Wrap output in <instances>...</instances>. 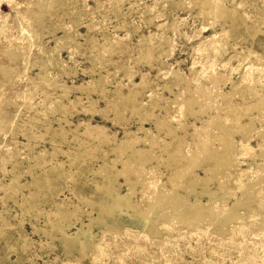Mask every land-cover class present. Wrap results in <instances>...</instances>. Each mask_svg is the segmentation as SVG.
Wrapping results in <instances>:
<instances>
[{
    "label": "bare ground",
    "instance_id": "6f19581e",
    "mask_svg": "<svg viewBox=\"0 0 264 264\" xmlns=\"http://www.w3.org/2000/svg\"><path fill=\"white\" fill-rule=\"evenodd\" d=\"M4 1L12 2V0H0V4L1 2ZM161 1L162 0H155L154 4L150 5V4H145L144 0H135L131 4L139 6V8L137 9H140V14L152 15L154 11H157L158 13L161 12L160 11ZM25 2L24 5L28 4L26 7L28 9L25 12L27 13L26 15L28 18H25L27 20L25 21L23 20L21 23L20 22L17 23L18 27H20L18 38L19 40L21 39L25 41L24 43L27 44L25 45V47H23L24 50L27 49L28 47L29 49L32 50L35 49L37 52V53L32 51L30 52V55L33 56V60L31 61V66L35 64L37 61H41L43 68L46 67L47 64L52 62L56 64L59 68H61V73L66 74L67 76L72 75L73 71L70 72L67 71V69H65L66 67V66L64 67L65 62L60 58L59 53L64 48L66 49L68 48L69 50L76 52L80 50L81 43L78 42L77 39L79 36H83V33L79 31L70 32V29L67 28L65 29V33L63 35L54 36V40H56L55 45L46 48L44 45H42V41H41L42 35L38 31H36L37 30L36 28L31 26L29 21H32L34 17H36V15L38 16V14L40 13L41 16L38 18L40 19L38 20L39 22L38 26L40 29L41 28L43 29L42 27L43 20L41 18L45 13L48 12L52 13L53 11H56V9L58 8H62V9L64 8L66 11L67 10L70 11L73 10L75 6H76L75 11H78L80 9L77 8L76 0H25ZM224 2L225 0H180V1H174L173 4L190 5L192 3L193 5L199 8L200 12L199 13L197 12L198 15L203 14L206 15V17L207 15L209 16L214 15L215 17L217 15V17L220 20H223L225 21V23L226 22L228 23V25L225 24V26L227 27L221 25V30H217L213 34H210L204 38L202 37L201 41L199 42V44L203 46L201 48V55L204 54L207 55V53L210 54V56H215L216 54L220 55L224 52L222 47V43L224 40H227L228 38H235L239 41H242L247 39L248 37H251V39L255 40V37L259 32L260 34H262V37H260L261 39L259 38L258 42L260 43L262 48H261V52H257L255 56L257 57L256 58L257 60L259 59L258 62L264 64V30L261 29L262 28L261 26H264V11L261 10L262 14H260V16L258 17L256 16V19L247 20L244 18L243 14L239 13V11L234 7L233 2L229 6L225 5ZM122 3L123 0H116L115 4L110 9L113 15L121 22V24L116 23L113 26V28L114 31L123 28H128L130 30L129 33L131 34V32H133L134 30L136 29L138 30V27L128 26V23L125 18L127 13H124L123 10H121ZM33 6L37 8V14H32V12H30L31 7ZM84 11L85 10H83V13ZM161 15L165 16V14L163 13H161ZM9 16H11V14ZM105 16L106 15H104V17ZM6 17H8L7 14ZM215 17L213 19H215ZM77 19L75 20L73 19L72 21L75 22ZM5 20L7 19L5 18ZM248 21H250L251 23L248 24ZM61 22L63 23V21ZM169 22L168 24L169 26L172 27L171 29L174 32L175 31L177 32V30L178 32L180 31L178 28H179V24L183 23L182 19L177 20L173 18L171 19V23ZM214 22H216V20ZM165 23L166 22L162 24ZM22 24L24 25L22 26ZM89 25L90 24L86 26ZM158 26L161 25L159 24ZM8 27L10 26L9 23H7L6 21L0 22V34L5 33V30L8 29ZM54 27H55L54 23H52L49 26L50 29H53ZM131 29L133 31H131ZM166 29L164 30L166 31ZM152 34L148 36L146 35L139 36V38L137 39L138 49L140 50L139 52H141L142 55L145 56V58H148L149 61L151 60V58L149 59L151 54L150 51L152 50L153 47H156L157 50L158 48L159 50H161V55L164 54L168 57L167 54H171L173 51L170 46V44H173V42L171 43L172 41L171 37L173 34L171 35V37L166 36V38H164L165 40L164 42L167 45L165 44L166 48L163 50L161 49L160 46H157L158 44L154 46L153 42L151 41ZM180 34L184 35V33L181 31ZM185 37L186 36L182 38ZM103 40H104L103 43L93 42L92 45L91 51L92 50L93 51L91 58L95 60L94 61L95 65L101 64V62H98L96 60L97 58H99L100 61H102V63L108 62L106 58L107 57L106 54L117 50L123 51V49H121V46L126 43L127 38L123 36H119L116 33H103ZM237 43L239 44L241 42H237ZM167 46L169 47L168 49ZM232 49L236 50L234 45L232 46ZM17 50L19 49L17 48L15 51ZM15 51H11V52L8 51L9 54L6 53L8 54L7 58H9V60H15L16 58H18L19 55L23 56L26 54V51H23V53H21L20 51L16 53ZM161 55L157 57V61L159 63V65L157 64L159 66L157 75L161 77H166L168 75L171 76L170 79L169 77H167V79L169 80H165V84L163 85V87H169L170 89L176 83L180 87V89H178L177 91L172 90L175 98L171 99V102L179 103L180 105L179 115H174V116L172 115L171 117H170L171 114L168 117L167 115H164L165 113L163 114L156 113L158 109L163 110L164 108V106H162L160 103V101L163 99V96H157L154 95L153 92H151V94L149 95V99L147 101H142L140 99V96L143 94V92L151 85L152 80L148 78V73L143 72L141 70L132 72L131 69L125 64L123 65L121 63H118L116 68L123 70L122 73L123 75L120 77V79H126L127 82H124L123 84V82L121 83V81H119L118 84L115 85L114 92L116 95L113 96V98L108 97L104 92L102 83L104 82L105 76H102V74H100L99 78L95 81L92 80L88 84H79V85H75L74 83H72L71 85L63 84L61 81L58 80L56 76L53 77V79L52 77L49 78L52 79L50 82V87H53V89L55 90L59 88L58 90L59 92L57 93V97L59 98V100L57 101L55 100V102L52 103V101L51 102L49 101V95L44 96L45 97L44 101L45 100L47 101L46 104L47 106H45L42 112L38 111L40 114L42 113L43 115H47L48 113L63 112L66 115V114H70V112H72L73 109H75L74 111H76V108L78 107V105H80L79 107L81 111H85V112L90 111L91 113H101L104 109H106L105 112L106 114L108 113V111H114L115 115L112 119L114 123L120 124L122 120H124L125 124H128V122L126 123V118L124 117L125 115L123 114V111L121 112L119 106L122 104L124 100L129 99L131 100L130 102L132 104L130 110L132 114L137 115L139 119V125H137L136 131L129 130L124 126L125 128L123 127L124 128L123 137L118 138L115 133H109L107 130L108 128L100 124L76 123L74 125V128L70 127L69 129H66L63 125V122L69 125L72 124V122L68 118L69 115L65 116V118L57 117L55 120L59 123L60 126L54 129L50 135L51 136L50 141L53 144L52 153L54 155L60 152L62 155H66L67 157H69L68 158L69 169L65 167L66 164L65 161H58V160L55 161L53 160V158L50 157L48 159L50 165L49 166L44 165L45 163H47L46 160L47 157L45 158L46 151L43 149L36 151L32 154V159L34 160V164L28 168V173L29 172L31 173L32 179L30 181L28 180V182H24L23 184L20 183L19 184L20 186L13 188L17 190L20 187L24 188V187L32 186L28 195L23 194V199L21 203L20 201L15 200V202L21 204L24 212H27L28 209L30 208L32 209V207H36V209H38L39 212H41V207H40L41 203H49L50 206L52 205L50 214L54 218H51V216H49L50 220H48V223L45 222L46 224L45 226L47 228L45 229L42 228L43 229L42 231L44 236L47 237V239L49 238L51 239L52 235L58 232L60 234L59 242L61 248L65 253L71 252V250L74 249L77 250V252H81L80 256L84 257L83 253L85 251H87L88 249L94 250L96 246L94 242L96 234L93 232V230H91V228L93 227V225H99L101 223L104 225L103 227H105L107 232L113 231L117 235L121 234V229L124 225L126 224L133 225L138 221L139 223L145 224L144 227L145 230H149V232L153 230L155 233H157L160 230L161 231L165 229L168 230V226H167L168 222L166 221V217L169 219L171 218L170 219L171 221L172 218H176L177 219L176 222L180 221L181 223L185 224L189 232L192 230L203 232L207 227V225L209 224V228L212 231L211 234L215 233L216 236V233L217 234L219 233L217 236L220 237L223 235L225 239H227L228 237L227 235L231 232H235L236 234L237 233L246 234L249 230L253 232L254 234L253 238H255V236L259 233L258 231H260L259 229L261 230L264 229V204L261 202L260 204L255 203L258 206L252 208L248 204V202L251 200L253 201V199L248 200L247 203L245 202L246 201L245 196L246 194H248L247 191L249 187H254L253 190L256 189L255 191L257 192L255 193L256 197L258 196V194L261 196L262 194L264 195V166L262 165L261 162H258L256 163L255 168H252L250 166L251 164H249V166L245 168H241V167L238 168V161L235 158L237 154H243L240 152L246 153L247 150H244V147L245 148L247 147L246 142H248L247 139L249 138V135H251L250 134L251 132L252 133L255 132L256 133V134L254 133L255 135H258L259 137L264 139V127L257 126L254 122L257 119L256 115L250 114L253 109L260 111L261 108L262 109L264 108V91L259 93L258 92L259 89L257 90L255 88V81L250 82L248 81V79H245L247 80L246 81L247 88L241 89V79L239 77L246 76V69L240 72L241 75L236 80L230 81V89L227 92H223L220 88L219 90L216 89L217 86L216 82L220 80L218 77L216 79H211V81H214L212 83L210 82L211 86H207L202 83L193 85L191 79L185 77L183 75V72H179L178 70L171 69L169 64H167L163 59H161ZM230 58L231 59L236 58L237 60H239V65H237V68H239L241 62H243L242 60L244 59L240 55V52L237 50L234 52L232 56H230ZM224 60L222 59L223 62ZM251 61L252 60H250L248 57L245 58V62L248 63L247 72H249L252 66ZM262 64H260V66H262ZM83 71L84 70L82 69V72ZM2 72L4 75H7L10 78L9 83H12L11 80H16L17 78L21 79L22 77H24L22 76V72L18 70V66L11 67L8 65L7 66L4 65L2 66ZM15 72L18 74H16ZM137 72H139V76H140L139 81L134 80V77H136L135 73ZM111 74L114 73L112 72ZM193 74L196 76L197 71L193 70ZM218 75L222 76L219 73L217 74V76ZM36 76H37L35 77L36 80L33 78H29L27 76H25L24 79L26 80L33 79V81H39L36 83V86L35 85L34 86L41 88L42 91H44V89L47 87L43 86L44 84L43 82H45L46 79L50 76H48V73L45 69H43L41 72H38ZM57 76H60V73H58ZM98 82L100 83L102 82L101 83L102 86L97 85ZM46 85H49V83ZM5 86H6L5 83L1 82V87H0L1 92L5 90ZM123 87L127 88V93L122 91ZM70 89L82 91V93H84L83 94L84 97L82 95L80 96L75 95L73 98H67V103L60 102L62 98L66 96V94ZM94 90L96 91L97 95L101 94V98L105 100L106 108H97L96 99H92L89 97L88 93ZM184 90L186 92H190L192 96L189 97L184 96L185 93ZM20 91H24V90H20V89L15 90V95L19 98L24 97L25 99L24 105L27 107L35 106V103H32L33 100L32 93L29 92L22 93ZM46 92H44V95L46 94ZM195 92L198 95L196 94V96H194ZM234 96L240 97L242 99L241 102H234L232 100ZM165 98L166 97H164V99ZM197 104L199 105L198 107L202 112L207 109H213L215 112L209 116V120L208 119L203 120L206 125L194 126L195 131L191 133L187 131L189 124L184 122L185 120L183 121L184 118L183 116L184 115L187 116L185 113L188 111L192 112V114L194 115L198 109L195 111L193 107L194 105ZM77 111H79V108L77 109ZM200 111L198 113H200ZM262 113H264V110ZM261 114L258 115L262 116ZM129 115L130 114H128V118ZM128 118L127 120H129ZM173 120H175V122L176 121L178 122L177 127L171 124ZM146 121L152 122V124H154L153 126H155L158 132L164 130L166 135H169L171 137L170 141L163 140L162 145L164 151H167V153L165 152L167 155L166 157L167 163L175 164L176 167L177 166L179 167L177 169H181V170L186 169L187 164L188 166H190L189 162H191L192 159L196 157L195 155H197V153L206 155V157L205 158L203 157L202 159L204 161L203 163L200 164L198 162L195 163L196 165L199 164L198 166L202 168V170L204 171L203 173H205V175H200L195 172L192 173L191 171H189L190 170L189 169L188 170L189 173L187 175L186 174L184 175L185 176L184 179L182 177L183 180L181 182L174 181V177L173 178L167 177L169 178L168 181H170V183L176 182L174 184H177L178 187L182 188L187 195H190L193 191H194V195L192 199L185 200L184 196L180 195V193H178V191L174 189L175 187H173V189H171L172 191H170L169 196L166 197L164 195L165 197L162 199V201L169 202L171 204H176L171 206H175V207L178 206V208L181 207V210L179 209L175 211L174 215L171 214V216H168L166 212L163 213V215L158 220V222L156 221L157 225L153 224V222L151 221L152 219L148 218L149 216L148 217L145 216L146 215L145 210L144 211L139 210L140 206H144L145 209L148 207L152 208L150 206L157 204V202L159 201V200L157 201V197L162 196L161 194L164 193L162 188L164 186H162V182L159 181L158 178H156L157 175H159L158 172L156 171V167L158 166L152 163V161L157 160L159 158V155L154 154V149L157 147L158 133L157 134L150 133L149 128L145 127ZM8 122L9 119L3 115V112L0 109V128L5 127V125ZM259 122H261V120ZM190 124L191 126L193 125L192 122ZM123 125L124 123H122V126ZM80 126H82L81 130H79ZM176 128L177 130L178 128L181 129L183 133L181 135L176 133ZM21 131L23 132L25 130L22 129ZM238 131L241 132L240 136H241V141L243 143L241 147L236 146L235 143L236 141L235 142L233 141L234 140L233 133L234 132L238 133ZM69 132L72 133L74 140L83 137L81 138V141L83 143H88V144L93 143L94 146H90L89 149L87 148V150L82 151L79 148L82 146L81 145L82 142H81L78 144L79 147L75 145L73 150L69 149L68 151H66L61 149L60 145L67 142L68 140L67 135ZM140 132L143 135H139L138 133ZM192 135L196 137V138L194 137L195 139L193 140V143H195L197 147L199 148L201 147V148L200 150L199 148L192 149L191 150L192 155L190 154L191 156H189L188 152L186 151V148L189 144L187 143L185 137L186 136L190 137ZM169 136L168 138H170ZM141 142L145 144L144 147H141L139 145V143ZM262 142H260L259 145ZM262 145L263 144H261V146ZM84 146H86V144ZM190 146L194 147L193 145ZM5 153L7 152L4 151L0 154L3 165H5L4 163L8 162L7 160L14 158L13 156L14 153L12 152L11 153L9 152L7 154ZM262 153L264 154L263 149L260 154L263 155ZM110 154H113L114 157L111 158L109 156ZM90 156L97 158L101 157L103 159V164L99 168L101 170L100 172L101 177L99 179H97L95 170L93 171V169L89 168L88 164H86L87 157ZM253 156L254 154L250 153L249 157L253 158ZM197 159H199V161L201 160L200 158ZM117 162L121 163L122 168H117L115 166ZM110 163H112V165ZM146 163H150V166L145 167ZM15 165L16 164L13 163V168H15ZM34 167L36 168L39 167L40 169L37 172V174L32 173ZM230 167L233 168V171L228 170V168ZM113 169H116V171H114L115 173L113 172ZM179 172L177 170L175 173H179ZM16 173L18 172L13 173L14 175H12L13 177L11 176L9 183L7 184L3 183L1 185L4 188L7 186L5 189L7 196H10L11 194L14 193L13 191H11L12 186L10 184H11V180L15 179ZM90 174H92L91 177ZM131 174L140 176L141 178L137 179L136 181H131L129 179V175ZM68 176H70V178L72 179V186L68 188L69 192L75 195V197L81 203L85 205H89V209H91L90 211L84 210L82 207L77 206L69 198L66 197L60 198L61 192L64 191L66 187L64 186L65 184L63 185L62 179H66V177ZM120 176L124 178L125 180L124 183L118 181V177ZM213 181L217 182L219 190L226 188L225 190L226 194L229 195L230 197L234 195L236 191L240 192V197L236 196L234 202H232L231 204H227V199L224 198V193L223 195H219V191L217 189L214 190L210 189L209 185ZM124 184H127V188L129 190L127 194H123L121 192V187ZM138 184L141 187L139 192L141 194L140 203L136 199H134V195L136 194L135 186ZM203 195H205L206 198L208 199L207 202L204 203L201 202V197ZM27 197L30 199L27 200ZM41 198H43V201H41ZM108 199L110 203H108L107 201ZM251 203L253 204V202ZM218 204L222 205V207H219ZM155 206L158 207V204ZM123 207L125 208V210L127 209L128 211H131V213L128 214L129 215L128 219L123 218L122 216L123 214L120 213V211L118 212L119 213L118 217L112 216L114 209L116 208L122 209ZM242 208L244 209L245 214L244 212L240 211V209L242 210ZM93 210L96 211V216L94 217H92L91 215V212ZM84 213L88 215L87 217L89 222L84 224L81 221L82 222L81 226L77 227L75 231L68 233L65 226L63 225V221L68 220L69 222H71V225H74L77 221H80V216L83 215ZM150 213L147 212V214ZM34 215L38 216V213L36 212L34 213ZM7 217L0 210V236L8 240L7 244L3 247V250H1L2 252L0 251V264H41L36 262L37 259H42L43 260L42 264H53V261L48 262L43 259L44 254H35V253L31 254L29 240L30 241L32 240L29 237L30 234L23 228L24 221L22 220L18 221L19 222L17 224L18 227H16L10 221H8ZM211 219L212 222H210ZM32 227H33L32 232H38L39 228L36 225H33ZM10 228L13 229L16 234L15 233L13 234L10 231L8 232L12 233L13 235L8 234L6 230H9ZM170 232L171 231H168L169 234ZM209 232L210 231H208V233ZM166 235L167 233H165L164 235L161 232L158 234L157 238L160 241H164ZM199 235L200 233L197 234V236ZM40 242H41L40 244L41 248H44L45 245L47 244L49 245L48 242L45 243L43 242V240H41ZM107 244H110V242H107ZM31 246L33 245L31 244ZM12 252L16 254L15 258L10 257V254ZM70 258L78 259L79 257H75L74 254H72V256H70L69 258H65L64 260L66 259L70 260ZM64 260L61 259V261ZM137 261H138L137 264H146V261L142 260L141 258H138ZM58 264H61V262H59Z\"/></svg>",
    "mask_w": 264,
    "mask_h": 264
},
{
    "label": "rangeland",
    "instance_id": "374dc122",
    "mask_svg": "<svg viewBox=\"0 0 264 264\" xmlns=\"http://www.w3.org/2000/svg\"><path fill=\"white\" fill-rule=\"evenodd\" d=\"M134 1L135 0H123L122 6H121V10H123L124 13H127L125 18L128 23V26L138 27V30L136 29L133 31L131 29V31H133L131 32V34L129 33L130 30L128 28H123V29L114 31L113 26L116 23L121 24L120 20H118L113 15V13L110 11L111 7H113L116 0L115 2L114 0H76L77 8L80 9L78 11H75V8H76L75 6V8L70 11L69 10L66 11L64 8L63 9L58 8L56 9V11H53L52 13H49V12L45 13L41 18L43 20L42 21L43 29L42 28L40 29L38 26V23H39L38 20H40L38 18L41 16L40 13L38 14V16L36 15L37 19L36 17H34L35 20L32 18L33 20L29 21L31 26L36 28L37 29L36 31H38L42 35V39H41L42 45H44L46 48L55 45L56 40H54V36L63 35L65 33V29L67 28L70 29V32L79 31L83 33V36H79L77 39L78 42L81 43L80 50L76 52V51H71L68 48L67 49L64 48L59 53L60 58L64 60L65 62V65H64V67L66 66L65 69H67V71H70V72L73 71L72 75L70 76H67L66 74L61 73V68H59L56 64L52 62L47 64L46 67H43V68H42L41 61H37L35 64L31 66V61L33 60V56L30 55V52L31 51L35 53L37 52L35 49L32 50V49H29L28 47L27 49L24 50L23 47H25V45L27 44L24 43L25 41L21 39H20L21 41L19 40L18 35H19L20 27H18L17 25V23L19 22L21 23L23 20L24 21L27 20L25 19V18H28L26 15L27 13L25 12L28 9L26 8L28 4L24 5L25 3H27L25 2V0H12V2L11 1L1 2L0 22L6 21L7 23H9L10 27H8V29L5 30V33L0 34V87H1V82H4L6 85L5 90L3 92H1L0 90V102H1L0 109L3 112V115L9 119V122L5 125V127L0 128V154L4 151H6L7 153L12 152L14 153L13 155L14 158L7 160L8 162L4 163L5 165H3V162L1 161L2 158L0 157V163H2L0 164V210L4 213L6 217L8 216L7 217L8 221H10L16 227H18L17 226V224L19 223L18 221L20 220L24 221L23 228L30 234L29 237L32 240V241L29 240L31 254H34V253L44 254L43 259L48 262L53 261V264H56V262L57 264L59 262H61V264H137L138 258L145 260L146 264H206V263H209V264H264V229L262 230L259 229L260 231H258L259 233L257 235L255 234L256 235L255 238H253V235H254L253 232L249 230L246 234H238V233L236 234L235 232H231L227 235L228 236L227 239H225L223 235L220 237L217 236L219 233L218 234L216 233V236H215V233L211 234L212 231L209 228L208 223H207L208 224L207 227L205 228L203 232H198L197 230H192L189 232L185 224L181 223L180 221L176 222L177 220L176 218H172V221H171L170 220L171 218L169 219L167 217H166V221L168 222L167 223L168 230L167 229L162 230V231L160 230L157 233H155L153 230H151L150 232L149 230H145L144 228L145 224L139 223V221L133 225H129V224L124 225L121 229L120 235L119 234L117 235L113 231L107 232L105 227H103L104 225L102 223L99 225H93L91 230H93V232L96 234V237L94 240L96 244L95 249L94 250L88 249L87 251L83 253L84 257H81L80 256L81 252H77V250L72 249L71 252H68V253H65L63 251V249L61 248L60 242H59L60 234L58 232L54 233L51 239L50 238L47 239V237L44 236L42 230L47 228L45 226L46 225L45 222L48 223V220H50L49 216H51V218H54L50 214L52 205L50 206L49 203H41L40 205L41 212H39V210L36 209V207H32V209L30 208L28 209L27 212H24L21 204H19L18 202H15L16 200V201H20L21 203L23 199V194L28 195L30 192V189L32 188V186H28L24 188L20 187L17 190L13 189L14 187L20 186L19 185L20 183L23 184L24 182H28V180L30 181L32 179L31 173L30 172L28 173V168L34 164V160L32 159V154L34 152L42 150V149L46 151L45 158L47 157L46 158L47 163L44 164L46 166L50 165V162H48V159L50 157V158H53V160L55 161L57 160L65 161L66 162L65 167L69 169V159H68L69 157H67L66 155H62L60 152L54 155L52 153L53 144L50 141L51 140L50 135L54 129L60 126L59 123L55 120L57 117L65 118V116L69 115L68 118L72 122V124L69 125L63 122V125L66 129H69L70 127L74 128V125L76 123L77 124L78 123L100 124V125L106 126V128H108L107 130L109 133H115L118 138L123 137L125 127L129 130L136 131L137 125H139L138 116L135 114H132L130 110V107L132 104L130 102L131 100L129 99L124 100L122 104L119 106V109L121 110V112L123 111V114L125 115L124 117L126 118V123L128 122V124H125L124 120H122L120 124L114 123L112 121L115 115L114 111H108V113L106 114H105L106 109H104L101 113H91L90 111L85 112V111H81L79 107L80 105H78V107L76 108V111H74L75 109H73L72 112H70V114H66V115L63 112L62 113L61 112L48 113L47 115H43L42 113L40 114L38 111L42 112L45 106H47L46 105L47 101L46 100L44 101V98H45L44 96L49 95V101L50 102L52 101V103L55 102V100L56 101L59 100V98L57 97L59 88L55 90L53 89V87H50V82L53 79V77L56 76L59 81H61L63 84H66V85H71L72 83H74L75 85H79V84H88L92 80L95 81L99 78L100 74H102V76H105L104 82L103 83L101 82L103 86L101 85L100 82H98L97 85L102 86L104 88L105 94L108 97L113 98V96L116 95L114 92L115 85H117L119 81H121V83L123 82V84L124 82H127L126 79H120V77L123 75L122 74L123 70L116 68L118 63H121L123 65L125 64L131 69L132 72L141 70L143 72L148 73V78L152 80V83L149 86V88H147L141 96L139 95L142 101H147L149 99V95L151 94V92H153L154 95L163 96V99L160 101V103L162 106H164V108L163 110L158 109L156 113L158 114L165 113L164 115H167L168 117L170 114H171L170 117L172 115L173 116L179 115L180 105L179 103L171 102V99L175 98L172 90L177 91L178 89H180V87L177 85V83L173 85L174 87L172 86L170 89L169 87H163V85L165 84V80H169L171 76L168 75L166 77H161L157 75L158 68H159L157 57L161 55V50H159V48L157 50L156 47H153L154 49L152 48V50L150 51L151 54L149 57V59L151 58V60L148 61V58H145V56H143L142 53L139 52L140 50L138 49L137 39L139 38L140 35L148 36L154 33L152 34L151 38L153 40L151 39V41L153 42L154 46L158 44L157 46H160L161 49L163 50L166 48V45H167L164 42L165 41L164 38H166V36L171 37V35L173 34L172 35V37L174 36L173 39L171 37V40H172L171 43L173 42V44H170L171 49L173 51L171 54H167L168 57L162 54L161 59H163L167 64H169L171 69L178 70L179 72H183V75L185 77H187L188 79H191V82L193 83V85L202 83L204 85L211 86L210 84L214 82V81H211V79H216L218 77L220 80L216 82L217 83L216 89L219 90L220 88L223 92H227L230 89V81L236 80L241 75L240 72L246 69V76L239 77L241 79V89L247 88V85H246L247 80L245 79H248V81L250 82L255 81V88L257 90L259 89L258 90L259 93L264 91L263 90L264 89V74H263L264 67H262L264 66V64L258 62L259 59L257 60L256 59L257 57L255 56L257 52H261L262 47L260 43L258 42V40L260 37H262V34L258 32L259 34L257 33L255 40L251 39V37H248L245 40L241 39L242 41H239L235 38H228L227 40H224L222 43V47L224 51L222 54L220 55L216 54L215 56H210V54L207 53V55L206 54L201 55V48L203 46L200 45L199 42L201 41L202 37L204 38L210 34H213L217 30H221V25H224V27H227L225 26V24L228 25L227 22L225 23V21L220 20L217 17V15L216 17L214 15H211L212 17L209 15H207L206 17V15H203V14L198 15V13L200 12L199 8L193 5L192 3L190 5L189 4L188 5H185V4L174 5L173 4L174 1H180V0H172V1L162 0L160 3L161 12L158 13L157 11H154L152 15L150 14L142 15L140 14V9H137L139 8V6L131 4ZM154 2L155 0H144L145 4L153 5ZM232 2L234 4V7L239 11V13H242L244 18L247 20L256 19V16L257 17L260 16V14H262V11H264V0H225L224 3L225 5L229 6ZM6 3L7 4L9 3V4L7 5ZM14 3H15V6H14ZM9 8L11 9L12 12L10 11ZM83 10H85L84 13H83ZM7 12L9 13L11 12L10 13L11 16H9L10 14ZM30 12H32V14H37V8H35L34 6L31 7ZM161 13L165 14V16L161 15ZM6 14L8 17H6ZM104 15L106 16L104 17ZM4 17L7 20H5ZM77 17L79 20L77 19ZM214 17L215 19H213ZM173 18L177 20H181V19L183 20V23L179 24L178 29L181 32H183L184 35H181L180 31L178 32V30L177 32L175 31L176 32L175 33L171 29L172 27L169 26L168 22L170 21L169 23H171V19ZM217 18L219 19V21ZM73 19L74 20L77 19V20L74 22L72 21ZM215 20L216 22H214ZM61 21H63V23ZM164 22H166L165 23L166 25L162 24ZM52 23L55 24V27L53 29H50L49 26ZM250 23L251 22L248 21V24ZM88 24L90 25L86 26ZM159 24L163 26L162 27L158 26ZM23 25L24 24H22V26ZM156 27H159V28H156ZM261 27H262L261 29L264 30V26H261ZM164 29H166V31ZM50 31H52L53 33ZM103 33H116L119 36H123L127 38V41L125 44L121 46V49H123V51L117 50V51L106 54L107 56L106 58L108 62H104L105 64L102 63V61H100L99 58H97L96 60L98 62H101V64L95 65L94 64L95 60L91 58L92 51H93V50L91 51V49H92L93 42H97V43L104 42ZM153 36L155 37V39ZM184 36L186 37L182 38ZM157 40L160 42H158ZM251 40H252V43H251ZM237 42H241V43L238 44ZM233 45L235 46L236 50L240 52V55L244 58L239 68H237V65H239V60H237L236 58H233V59L230 58V56H232L234 52L236 51L235 49H232ZM168 46H167V49L169 48ZM6 48L8 49L9 52L15 51L18 48L19 50L15 51L16 53H18L19 51L21 53H23V51H26V54L23 56L19 55L18 56L19 59L16 58L15 60H9V58H7V55L9 53ZM247 57L250 60H252L251 61L252 66L249 72H247L248 63L245 62V58ZM222 59L223 60L225 59L224 62L222 61ZM260 64H262V66H260ZM4 65L6 66L8 65L11 67L18 66V70L22 72V76L24 77L27 76L35 80H36L35 77H37L36 74L38 72H41L43 69H45L48 73V76L50 77H48L46 81L43 82L44 84L43 83L42 84L43 86H46L47 88H45L44 91H42L41 88L35 87L36 83L39 81H33V79L26 80L24 79V77H22L21 79L17 78L16 80H11L12 83H9L10 78L7 75H4L2 72V66ZM82 69L84 70L83 72H82ZM193 70L197 71L196 76L193 74ZM112 72L114 74H111ZM58 73H60V76H57ZM218 73L221 74L222 76H219V75L217 76ZM135 76L136 77H134V80L139 81L140 80L139 72L135 73ZM51 77L52 79H49ZM167 77H169V79H167ZM48 83L49 85H46ZM17 89L24 90V91H20L22 93L23 92L32 93L33 95L32 103H35V106H28V107L25 106L24 97L19 98L15 95V90ZM122 91L127 93V88L123 87ZM44 92H46L45 95H44ZM184 92H185L184 96H187V97L192 96L190 92H186L185 90ZM83 94L84 93H82V91L70 89L68 93L66 94V96H64L60 102L67 103V98H73L75 95L77 96L82 95L84 97ZM88 94L90 98L96 99L97 108H106L105 100L101 98V94H99L100 96L97 95L95 90L91 91ZM196 94L197 93L195 92L194 96H196ZM164 97L166 98L164 99ZM232 100L234 102H241L242 99L238 96L236 97L234 96ZM198 106L199 105L197 104V105H194L193 107L195 111L198 109L194 115L192 114V112L188 111L190 115L188 112H186L185 114L187 116L185 115L183 116L184 117L183 121L185 120L184 122L189 124L187 131L191 133L195 131L194 126L206 125L203 120L204 119L209 120V116L215 112L213 109H207L205 110L206 112L205 111L202 112L200 111V108ZM78 108H79V111H77ZM263 110L264 108L263 109L261 108L260 111L253 109L250 113L251 115H256L257 119L254 122L259 127H264V113H262ZM199 111L200 113H198ZM128 114L131 115V116L129 115V118H128ZM258 114H261L262 116ZM127 118L129 120H127ZM260 120L261 122H259ZM191 122L193 123L192 126L190 124ZM122 123H124L123 126H122ZM171 124H173L175 127L178 126V122L177 121L175 122V120H173ZM153 125L154 124H152V122L150 121L145 122V127L149 128L150 133H153V134L158 133L157 147L154 149V154L159 155V158L157 159L158 161L154 160L152 161V163L158 166L156 167V171L158 172L159 175H157L156 178H158L159 181L162 182V186H164L162 187L164 193L162 192L163 194H161L163 197L159 196L160 199L159 197H157V201L158 200L162 201V199L165 196L166 197L169 196L170 191H172L171 189H173V187H175L174 189H176V191H178L180 195L184 196L185 200L192 199L194 195V191L190 195H187L182 188L178 187L177 184H174V183L181 182L185 177L184 175L185 174L187 175L189 171H191L192 173L195 172L200 175H205V173H203L204 171L202 170V168L198 165L204 162L202 159L203 157L205 158L206 155L199 153L200 154L199 156V154L197 153V155H195L196 157L193 158L191 162H189L190 166H188L187 164L186 166L187 170L177 169L179 167L178 166L176 167L175 164L167 163V160H166L167 151H164V148L162 145L163 140L170 141L171 137L169 135H166L164 130L158 132L155 126ZM22 129L25 130L23 131L25 133L21 131ZM81 129H82V126L79 127V130ZM176 133L181 135L183 132L181 131V129L178 128L177 130L176 128ZM254 133L252 132L250 133L251 135H249V138L247 139L248 142H246L247 147L246 148L244 147V150H247L246 153L248 157L245 152H240L243 154H237L235 157L236 160L238 161V168L248 167L249 164H251L250 166L252 168H255V165L258 162H261L262 165L264 166V156H263L264 154L263 153H262L263 155L260 154L262 149L264 152V139H262L258 135H255L256 133L255 134ZM138 134L143 135L141 132ZM240 135H241L240 131H238V133L237 132L233 133V139H234L233 141L234 142L236 141L235 143H236V146L238 147L239 146L241 147V145L243 144L241 141ZM168 136L170 138H168ZM194 137L195 136L193 135L190 137L189 136L185 137L187 143L189 144L186 148V151L188 152L189 156L192 155V152H191L192 149L199 148L197 147L195 143H193V140L196 138ZM67 138H68L67 142L60 145V148L66 151H68L69 149L73 150L75 145L79 147L78 144L82 142L81 138L83 137L74 140L72 133L69 132L67 135ZM259 138H261L262 140ZM260 142H262L261 143L263 144L262 146L261 144L259 145ZM85 144L86 146H84ZM81 145L82 146L79 148L82 151L87 150V148L89 149L90 146H94L93 143L88 144V143H83V142L81 143ZM139 145L141 147L145 146V144L142 142L139 143ZM190 145H193L194 147ZM250 153L254 154L253 158L249 157ZM109 156L111 158L114 157L113 154H110ZM197 158H200L202 161L201 160L199 161V159ZM197 162L199 163L198 165L195 164ZM13 163L16 164L15 168H13ZM86 164H88L89 168L93 169V171L95 170L97 179H99L101 177V174H100L101 170L99 168L103 164V159L101 157L97 158V157L90 156V157H87ZM110 164L112 165V163ZM115 166L117 168H122V165L120 162H117ZM149 166H150V163L145 164V167H149ZM191 166H194V167H191ZM175 169H177L178 172L179 171L180 172L175 173L177 171ZM39 170H40L39 167L38 168L34 167L32 173L37 174ZM228 170L233 171V168L230 167L228 168ZM114 171H116V169H113V172ZM12 172L13 173L18 172L19 174L16 173L15 179L11 180V184H10L12 186L11 191H13L14 193L11 194L10 196H7L6 190H5L7 186L4 188L1 185L3 183L7 184L10 182L11 176L14 175ZM91 176L92 174H90V177ZM167 177H172V178L174 177V181L176 182L170 183V181H168L169 178ZM139 178L141 177L136 176L134 174L129 175V179L131 181H136ZM62 181H63V185L65 184L64 186L66 187L64 191L61 192L60 198L61 197L69 198L77 206L82 207L84 210L90 211L91 209H89V205H85L81 203L75 197V195L69 192L68 188L72 186V179L70 178V176L66 177V179H62ZM118 181L123 182V183L125 182L122 176L118 177ZM209 186H210V189L212 190L217 189L219 191V195H223L224 193V198L227 199V204H231L232 202H234L236 196L240 197L239 191H236L234 195L230 197L229 195L226 194V191H225L226 188L219 190L218 184L216 181L211 182ZM253 188L254 187H249L247 191L248 194H246V196H248L249 198L245 196L246 198L245 202L247 203L248 200L253 199V201L252 200L249 201L248 204L252 208L253 207L255 208L256 206H258L256 204H260V202L264 204V195L262 194L261 196L258 194V196L256 197L255 193L257 192H255L256 189L253 190ZM135 189H136V194L134 195V199H136L140 203V198H141V194L139 193L141 189L140 185L139 184L136 185ZM128 191L129 190L127 188V184H124L121 187V192L123 194H127ZM29 199L30 198L27 197V200ZM207 200L208 199L206 198L205 195L201 197V202L204 203V202H207ZM41 201H43V198H41ZM107 201L108 203H110L109 199ZM159 201L157 202L158 207L155 206L157 204L150 206L152 208L148 207L145 209L144 206L139 207L140 211L145 210V213H146L145 216L146 217L149 216L148 218L152 219L151 221L153 222L154 225L155 224L157 225V222L161 218L163 213L166 212L168 216H171V214L174 215L175 211L179 209L181 210V207L178 208V206H176L177 207L176 208L175 206H171V205H176V204H171L169 202H164V201L159 202ZM251 202H253V204ZM218 206L222 207V205L220 204H218ZM153 207H155L156 209ZM34 210L38 213V216L34 215V213H36ZM119 211L120 213L123 214L122 215L123 218L125 219L129 218L128 214L131 213V211H128L127 209L125 210L124 207L122 209L120 208L114 209L112 216L118 217ZM240 211L244 212V209L242 208V210L240 209ZM147 212L148 213L151 212V213L147 214ZM91 215L92 217L96 216V211L93 210L91 212ZM87 216L88 215L86 213L81 215L80 221H77L74 225H71V222H69L68 220H64L63 225L65 226L68 233L73 232L76 230L77 227L81 226L82 222L84 224L89 222ZM210 222H212V219L210 220ZM33 225H36L39 228L38 232H32ZM6 231L10 235H13L15 233V231L11 228ZM8 231L12 232L13 234L9 233ZM168 231H171L170 234L168 233ZM208 231L210 232L208 233ZM161 232L164 235L165 233H167L164 241H160L157 238L158 234ZM198 233H200L199 236H197ZM147 234H150V235H147ZM41 240H43V242L45 243L48 242L49 245L47 244L45 245L44 248H41L40 246ZM7 242H8L7 239L0 236V251L3 250V247L7 244ZM107 242H110V244H107ZM31 244L34 247L31 246ZM72 254H74L75 257H79V258L78 259L70 258V260L69 259L64 260L65 258H69L70 256H72ZM10 257L15 258L16 254L12 252L10 254ZM61 259H63L64 261H61ZM184 260L187 263H185ZM36 262L42 264L43 260L37 259Z\"/></svg>",
    "mask_w": 264,
    "mask_h": 264
}]
</instances>
